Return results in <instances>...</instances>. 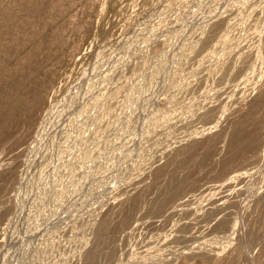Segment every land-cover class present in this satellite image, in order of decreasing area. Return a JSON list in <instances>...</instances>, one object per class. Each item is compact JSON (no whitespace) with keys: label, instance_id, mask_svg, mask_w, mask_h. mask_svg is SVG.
<instances>
[{"label":"rangeland","instance_id":"rangeland-1","mask_svg":"<svg viewBox=\"0 0 264 264\" xmlns=\"http://www.w3.org/2000/svg\"><path fill=\"white\" fill-rule=\"evenodd\" d=\"M29 1L0 0V85L40 91L0 130V264H264V0Z\"/></svg>","mask_w":264,"mask_h":264},{"label":"bare ground","instance_id":"bare-ground-1","mask_svg":"<svg viewBox=\"0 0 264 264\" xmlns=\"http://www.w3.org/2000/svg\"><path fill=\"white\" fill-rule=\"evenodd\" d=\"M31 1V0H30ZM29 1V3L27 2L26 4V6H27V9L29 10V11H31V12H33V11H36V10H38V8H35V6L34 5H37V4H34L33 5V3H31ZM115 1V0H114ZM117 1V0H116ZM38 2V1H37ZM121 3V2H120ZM119 4V3H118ZM2 6V5H1ZM110 6V5H109ZM108 6V8H110ZM115 6H116V4H115ZM114 7V6H113ZM118 7V6H117ZM116 9V8H115ZM106 10V9H105ZM113 10V9H112ZM107 11V10H106ZM106 11H104V13H105V16H106ZM113 11H115V10H113ZM102 12V11H101ZM111 12V11H110ZM113 12H111V14H112ZM111 16V15H110ZM112 17V16H111ZM105 18V17H104ZM103 18V19H104ZM92 19V18H91ZM102 19V18H101ZM103 19H102V21H103ZM107 19H111L110 17L109 18H107ZM94 23H95V21H93ZM97 22V21H96ZM103 23V22H102ZM98 24H99V22H98ZM101 25V24H100ZM99 26V25H98ZM10 27H11V25L10 24H8V23H6V24H3V25H0V34L1 35H3V34H5V33H7V34H9L10 33V31H8L9 29H10ZM84 27H87L85 24H84ZM103 28H104V26H102ZM79 28H80V26H79ZM99 28V27H98ZM218 28V27H217ZM82 29V28H81ZM80 30V29H79ZM89 30V29H88ZM96 30H98L97 28H96ZM102 31H103V29H101ZM81 31V30H80ZM94 31V30H93ZM100 31V30H99ZM98 31V32H99ZM86 32V31H85ZM101 32V31H100ZM78 34H79V31H78ZM96 34H97V31H96ZM95 34V35H96ZM99 35L101 34V33H98ZM0 35V36H1ZM70 35V34H69ZM68 35V36H69ZM74 35H77L76 33L74 34ZM74 35H73V38H74ZM83 35H85V34H83ZM99 35H96L97 37L99 36ZM67 36V35H66ZM101 37V36H100ZM65 38V37H64ZM67 38V37H66ZM99 38V37H98ZM97 38V39H98ZM89 39V38H88ZM68 40V39H67ZM70 40V39H69ZM95 40V39H94ZM101 40V39H100ZM211 39H209V41H210ZM75 41V40H74ZM212 41V40H211ZM210 41V42H211ZM90 42H91V39H90ZM209 42V44H211ZM88 43V42H87ZM94 43V42H93ZM97 43V42H96ZM99 43V42H98ZM206 43H208V41H206ZM205 43V45H206V48H208V47H210V46H208L207 47V44ZM76 44H77V42H76ZM86 44V43H85ZM91 45V44H90ZM97 46H98V44H97ZM83 47V46H82ZM91 47V46H90ZM55 48V47H54ZM85 48V47H84ZM205 48V47H204ZM63 50V49H62ZM72 50V49H71ZM86 50V49H85ZM95 50H96V48H95ZM204 50V49H203ZM88 51V50H87ZM83 52V51H82ZM10 53V52H9ZM67 53H69V52H67ZM81 53V52H80ZM89 53V52H88ZM92 53V52H91ZM11 54V53H10ZM84 56L86 55V54H84V53H82ZM90 54V53H89ZM89 54L87 55V56H89ZM87 56H85L86 58H87ZM78 57V56H77ZM76 58V57H75ZM81 58V57H80ZM82 58H84V57H82ZM245 59V58H244ZM38 60H39V58H38ZM69 60H70V58H69ZM81 60H83V59H81ZM247 60H249V59H247ZM66 61H67V59H66ZM74 61V60H73ZM79 61H80V59H79ZM78 62V61H77ZM242 62H245L244 60L242 61ZM76 63V62H75ZM75 63H74V65H75ZM81 63V62H80ZM62 64H65V63H62ZM61 64V65H62ZM240 64V63H239ZM245 64H247V63H245ZM78 65V64H77ZM241 65H244L243 63H241L240 64V66ZM38 66H39V64H38ZM63 66V65H62ZM72 67H73V64H72ZM75 67H76V65H75ZM75 67H73V68H75ZM241 67H243V66H241ZM244 67H245V65H244ZM51 68V67H50ZM58 68V67H57ZM71 68V67H70ZM70 68H69V71H70ZM76 68H78V67H76ZM1 69H3V68H1ZM237 69H241L240 67H238ZM29 70V69H28ZM72 70V69H71ZM77 69H73L72 70V73L70 72V74H68V76L66 75V79H68V78H74V76L76 75V73L77 72H75ZM243 70V69H242ZM54 71V70H53ZM58 72L60 71V70H57ZM49 72V71H48ZM57 72V73H58ZM241 72V71H240ZM50 73H51V71H50ZM49 73V74H50ZM60 73V72H59ZM64 73V72H63ZM19 74V72L17 71V72H15V71H11L10 73H9V78H10V80H9V82H8V85L6 86V88H7V90H5L4 88L5 87H3V85L1 84L0 85V130H4V131H6L7 129H8V127L11 125V124H13V123H15L16 121H18L20 118H25V117H28V116H30L31 114H33L34 113V111H36V109L38 108V105H39V90H38V88H37V83H36V85L35 86H31L30 88H28L27 90H25L24 91V89H23V83H21V82H19L17 79H16V76ZM32 74V73H31ZM237 74H239L238 72H237ZM40 75V74H39ZM58 75V74H57ZM25 77V76H24ZM41 77V76H40ZM20 78V77H19ZM57 78V77H56ZM69 80V79H68ZM67 80V81H68ZM18 81V82H17ZM0 82H1V78H0ZM26 81H24V83H25ZM69 82V81H68ZM68 82H65L66 84H63V86L65 85L66 87H68ZM71 82V81H70ZM63 90H66V89H63ZM24 92H26V93H24ZM64 92V91H63ZM63 92H61V93H63ZM59 93V91H57V92H55V95L56 94H58ZM59 95V94H58ZM58 95H56L55 97H57ZM59 96H61V94L59 95ZM256 96V95H255ZM259 96V95H258ZM53 98V97H52ZM255 98V97H254ZM218 103H219V100H218ZM46 105V104H45ZM212 107V106H211ZM208 109V108H207ZM206 109V110H207ZM254 111V110H253ZM213 112V109L212 108H210V109H208L206 112H205V114L203 115V116H199L198 117V120L199 121H197V122H202V123H204V124H206L207 122H208V116L211 114ZM256 112V111H255ZM213 114V113H212ZM252 115H253V113L252 112H250V113H248V115H246L247 117H246V119L244 120V121H239V123L237 124V126H236V129H235V132H234V136H233V142H235L234 144H236V141L239 139V138H241L242 136H244L245 134H246V132H247V129H248V127H249V123H250V121H251V118H252ZM216 116V115H215ZM212 117H210V119H211ZM32 121V120H31ZM248 135V134H247ZM220 136V135H219ZM246 138V137H245ZM231 140V139H230ZM245 140V139H244ZM242 141V140H241ZM252 142V141H251ZM242 143H244V141L242 142ZM233 144V143H232ZM238 144H239V142H238ZM240 144H241V142H240ZM199 145V144H198ZM243 146H245V145H243ZM260 146V145H259ZM242 147V146H241ZM197 148H198V146H197ZM246 150V149H245ZM244 154V153H243ZM186 158V157H185ZM208 159V158H207ZM177 166V165H176ZM223 167V166H222ZM175 193V192H174ZM179 193V192H178ZM174 196V195H173ZM172 199L170 198V201H171ZM130 204V203H129ZM162 206V205H161ZM160 207V206H159ZM162 208V207H161ZM153 213H154V211H153Z\"/></svg>","mask_w":264,"mask_h":264}]
</instances>
